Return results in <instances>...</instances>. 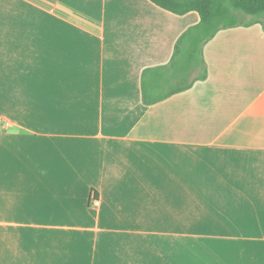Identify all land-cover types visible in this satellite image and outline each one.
I'll list each match as a JSON object with an SVG mask.
<instances>
[{"label": "crops", "instance_id": "obj_1", "mask_svg": "<svg viewBox=\"0 0 264 264\" xmlns=\"http://www.w3.org/2000/svg\"><path fill=\"white\" fill-rule=\"evenodd\" d=\"M199 23L0 0V264H264V26L221 30L204 80L144 102Z\"/></svg>", "mask_w": 264, "mask_h": 264}, {"label": "trees", "instance_id": "obj_2", "mask_svg": "<svg viewBox=\"0 0 264 264\" xmlns=\"http://www.w3.org/2000/svg\"><path fill=\"white\" fill-rule=\"evenodd\" d=\"M156 6L177 14L197 12L200 23L179 39L172 61L143 73L142 91L147 105L156 104L204 80L208 70L203 48L221 30L238 26H264V0H150ZM242 16H250L244 21Z\"/></svg>", "mask_w": 264, "mask_h": 264}, {"label": "built area", "instance_id": "obj_3", "mask_svg": "<svg viewBox=\"0 0 264 264\" xmlns=\"http://www.w3.org/2000/svg\"><path fill=\"white\" fill-rule=\"evenodd\" d=\"M7 126H9V122L0 118V130L6 128ZM91 205L92 207H99L100 205V200L95 195H92Z\"/></svg>", "mask_w": 264, "mask_h": 264}, {"label": "rangeland", "instance_id": "obj_4", "mask_svg": "<svg viewBox=\"0 0 264 264\" xmlns=\"http://www.w3.org/2000/svg\"><path fill=\"white\" fill-rule=\"evenodd\" d=\"M242 18H243L244 21H249L251 19L250 16H242Z\"/></svg>", "mask_w": 264, "mask_h": 264}]
</instances>
